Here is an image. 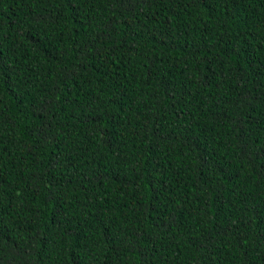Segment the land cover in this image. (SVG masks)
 Wrapping results in <instances>:
<instances>
[{
  "label": "trees",
  "instance_id": "trees-1",
  "mask_svg": "<svg viewBox=\"0 0 264 264\" xmlns=\"http://www.w3.org/2000/svg\"><path fill=\"white\" fill-rule=\"evenodd\" d=\"M0 264H264V0H0Z\"/></svg>",
  "mask_w": 264,
  "mask_h": 264
}]
</instances>
